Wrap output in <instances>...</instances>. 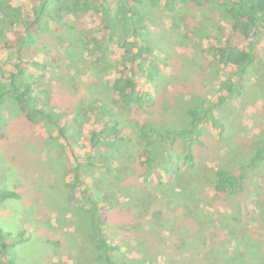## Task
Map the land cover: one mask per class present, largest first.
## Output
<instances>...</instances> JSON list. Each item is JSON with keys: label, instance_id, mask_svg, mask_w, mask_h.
I'll list each match as a JSON object with an SVG mask.
<instances>
[{"label": "rangeland", "instance_id": "1", "mask_svg": "<svg viewBox=\"0 0 264 264\" xmlns=\"http://www.w3.org/2000/svg\"><path fill=\"white\" fill-rule=\"evenodd\" d=\"M4 1L0 0V19L5 22L0 24V67L7 75L13 70L17 32L32 15L30 0H12L26 13L8 26L12 9ZM200 9L193 15L159 9V23L148 40L159 46L161 72L149 80L137 70L147 93L141 107L124 105L112 86L123 68L122 46L112 43L107 60L101 62L89 50L92 42L81 58L70 51L71 37L83 35L89 42L105 33L91 11L79 21L72 19V26H51L54 34H46L43 41L38 38L33 59L39 64L31 58L25 63L28 73L41 78L36 92L42 91L41 100L58 103L57 111H68L65 120L77 116L79 123L71 128L77 133L71 147L53 125L30 124L21 103L6 98L0 121V179L19 197L2 203L0 222L12 232L15 248L10 256L16 264L96 262L91 205L84 186L70 184L77 159L86 164L89 154L97 165L82 170L95 197L112 202L103 210L112 229L110 238L119 246L112 251L117 259L130 264H264V215H253L254 204L246 215L239 196L214 191L216 169L235 171L264 145L263 67L253 64L241 94L216 111L226 124L225 132L206 124L197 140L178 138L171 147L166 141L141 145L139 139L146 121L160 130L187 127L193 94L216 101L222 81L236 76L232 66L218 73L209 48L215 41L212 23L217 20L227 28L231 24L215 4ZM258 47L264 53V33ZM95 105H105L108 116L119 122L120 133L131 137L119 152L92 145L91 132L102 122L82 113ZM188 145L197 154L193 166L185 159ZM247 183L260 193L264 209V161ZM234 251L237 254H229Z\"/></svg>", "mask_w": 264, "mask_h": 264}, {"label": "trees", "instance_id": "2", "mask_svg": "<svg viewBox=\"0 0 264 264\" xmlns=\"http://www.w3.org/2000/svg\"><path fill=\"white\" fill-rule=\"evenodd\" d=\"M29 3L32 16L23 31L17 32L18 47L13 53V70L6 75L5 69L0 67V121H2L1 113L6 107V98L11 96L21 103L24 118L30 124L34 125L41 121L53 125L71 147L77 142V133L71 131V128L73 124L79 123V118L74 116L72 120H65L64 116L68 111H57L58 103H52L48 98L41 100L42 91L36 92L41 85V78L28 73L25 66L30 58L33 64H39L33 59L37 51L35 44L38 38L43 41L46 34H54L51 29L53 25L71 24L72 26V19L81 20L88 11L95 14L101 20L105 33L91 37L89 42L83 41V35H80L82 38L71 37L70 51L74 58L77 56L81 58L89 48L86 46L92 42L93 46L89 50L96 52L97 61L101 62L107 60L112 43L116 42L122 46L124 48L123 68L120 74L115 76L112 86L124 105L141 107L145 103L144 95L147 93L140 85L137 70L143 71L149 80H154L161 72L159 46L155 45L152 40H148L149 33L159 23V9L165 8L176 14L190 11L189 15H193L196 9L206 10V6L215 4L223 12V18L226 19L228 25L231 24V27L227 28L217 20L212 23L213 28L216 29L212 36L209 33V36L215 39L209 46L213 56L212 64L217 68L218 73L221 69L232 66L236 76L233 77L230 74L222 81L220 94L216 101L209 100L196 92L193 94V104L187 109V120L190 123L187 127L160 130L155 128L150 121L141 122L139 134L141 145L150 146L158 141H166L171 147L178 138L186 137L190 140H197L201 134V127L206 124L212 125L222 133L225 132L226 124L219 118L216 111L227 99L241 94L246 76L253 64L258 63L264 69V53L258 47V42L264 33V0H30ZM3 4H6L10 10L12 9L8 26L13 24V20L15 24L26 13L22 6H14L12 0H6ZM2 23L5 22L0 19V24ZM176 36H178L177 33ZM0 41H3V38ZM43 64L45 65V62ZM184 81L188 82L187 79ZM85 108L87 111H83V117L91 114L94 116V122H102L100 129L91 132L92 145L98 147L102 145L119 152L122 146L131 141L130 136L120 133L119 122L108 116L105 105ZM196 157L195 149L188 145L185 154L186 162L193 166ZM92 158V154H89L86 164L77 159L72 168L73 181H70V184L83 185L87 193L86 203L91 205L93 232L90 237L98 251L94 264H130L117 259L112 253V251H117L119 246L110 238L112 229L107 227V215L103 210L107 203L111 206L112 202H105L100 197L96 198L90 190L89 181L84 177L82 170L84 166L97 165ZM248 159L241 162L235 171L216 169L214 174L217 181L214 191L219 195L239 196L244 202L243 212L246 215L252 213L249 206L254 204L253 215L261 217L264 215V209L259 201L260 193L248 186L247 182L251 179L252 172L259 169L264 161V145L257 147ZM2 181L0 179V219L2 203L7 199L19 197V193L7 188ZM11 237L12 232L5 230L0 222V253H2L0 264H16L10 256L15 248V243L10 240ZM229 254L237 253L234 251Z\"/></svg>", "mask_w": 264, "mask_h": 264}]
</instances>
